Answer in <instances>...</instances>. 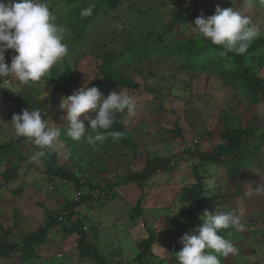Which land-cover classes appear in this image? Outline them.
<instances>
[{"label": "rangeland", "instance_id": "obj_1", "mask_svg": "<svg viewBox=\"0 0 264 264\" xmlns=\"http://www.w3.org/2000/svg\"><path fill=\"white\" fill-rule=\"evenodd\" d=\"M52 1L54 0H47L50 10H53L56 16V22L67 29L65 42L69 46L70 54L65 59L73 69H76V80L71 82L68 95L64 93L63 87L48 81L49 78L29 84L32 86V95L44 101L45 107L41 113H46V118L50 119L56 127H68L67 121L62 119L66 113L59 108L60 101L85 83L87 87H97L105 98L109 93H118L121 90L132 95L136 100L133 116H128L126 112L116 116L127 130L133 132L138 144L136 148L128 150L127 147L117 144L103 143L94 150L85 140H81L76 143V147L80 149L81 160L75 158L73 161L69 149H64L62 143L57 144L59 163L73 171L83 168L82 180L90 177L92 182L99 185L122 180L129 169L138 170L143 167L146 158L145 149L158 152L159 155H173L187 148L194 149V146L201 151L211 152L220 142V132L224 128V119L221 115L224 110L238 117L231 121L233 125L255 127L257 137L264 133V107H248L244 101L238 104L236 101L238 97L228 87L222 85L218 77L210 73L183 72L173 79L166 78L169 74L168 68L171 66L166 64L167 62L163 64L166 59L158 62L156 76L147 75V62L142 65L133 62L120 68L119 72L140 83L138 89L127 90L118 85L102 84L103 76L98 71L99 53L111 47L120 48L136 34L137 30L160 31L170 20L172 11L176 9L171 0H120L115 7L102 10L101 14L85 29L82 39L76 38L71 29L64 24L62 16H59L60 12L64 6L69 7L73 4L72 1L84 7L94 4L96 0H57L56 5L51 9ZM190 1L185 0L183 5L188 8ZM193 1L195 5L185 11L190 30L195 31L191 24L198 16L203 14L207 18L214 15L215 7L219 5L221 9L233 8L251 16L264 40V8H262L264 3H261V0L254 2V7L251 9L247 7V0ZM74 37L76 41L73 40ZM6 52L8 54H5V62L10 66L12 57L16 53L14 50ZM261 75L264 76V70ZM182 78H189L191 86L185 84ZM150 82L159 84L161 92L156 95L146 92L144 84ZM170 84H175L171 93L168 92ZM0 85L8 87L14 95L27 86L21 85L13 77L0 80ZM13 114H19L16 103L0 99V143H9L18 147L24 155V159L20 161L15 157L11 159V162L18 163L19 168L17 166V171H13L11 178L7 181L1 171L9 167V162L4 161L0 165V235L5 232L11 233L12 235L7 234V237L15 243L22 235L37 232L38 227L46 222V212L59 211L70 199H77L79 190L85 193L89 191V188L85 185L78 190L75 184H70L68 181L58 180L52 183L49 180L51 176L46 173L45 164L41 158L32 159L37 150L33 143L28 138L16 137L11 125ZM85 115L94 116L95 113L89 111L87 114H82L79 119L84 120ZM176 122L182 130L181 137L168 132L172 131ZM258 153L259 157L251 159V164L241 171L242 176L230 181L226 189L228 196L212 198V204L207 208L209 212L234 211L246 226L244 232H236L231 237H226L240 249V254L224 258L222 264H264V194H257V189H264V143L258 149ZM75 162H78L80 166L78 167ZM175 165L177 167L174 174H155L143 191L142 202L144 208H147V214L156 215V218L146 217V221L151 226L149 228L155 230L153 251L160 257L167 256L165 258L169 257L170 247L179 243L184 233L203 223L200 217L204 211L198 214V223L193 219L191 226L179 229L175 228L173 222L160 221L159 217H163V214L153 211V208H169L173 198L176 197L177 202L174 201L176 207L172 206L169 210L177 212L178 187L194 181L191 172L192 162L183 161L180 158ZM208 168L211 173L215 170L213 166ZM220 175L225 179L227 174L224 172ZM215 179L216 177H212L205 180V192L210 196L213 195L211 188L215 186L212 183ZM239 180H241L240 183H250L254 189L251 190L246 186L243 191L247 193L232 196V189L235 188L233 185ZM159 191L163 193L158 195ZM140 194L135 183L121 184L116 187V194L111 193L103 197L104 202H99L98 199L80 210L79 217L87 214L89 220H92L96 226L93 232L90 222L84 219L86 230L92 240L98 236L96 240L99 241L97 243L99 251L104 256L109 254L114 256L111 264H130L141 248L139 240L147 237V227L142 226L143 219L137 218L136 221H132L129 213L130 207L138 200ZM173 212L170 215H173ZM73 217L77 218L78 215ZM251 230L253 231L250 236ZM76 238L75 233L66 234L56 227L47 232L44 238L47 243L39 245L33 257L21 261L18 257L20 251L12 252L10 259L5 262L0 260V264H91L88 260L81 259V255L78 254Z\"/></svg>", "mask_w": 264, "mask_h": 264}, {"label": "trees", "instance_id": "obj_2", "mask_svg": "<svg viewBox=\"0 0 264 264\" xmlns=\"http://www.w3.org/2000/svg\"><path fill=\"white\" fill-rule=\"evenodd\" d=\"M184 1L171 0V3L175 5L176 9L172 11L170 20L164 24L160 31L155 29H149L145 32L137 30L136 34L129 38L126 43L122 44L120 48L111 47L110 49L103 50L101 54L99 53L100 64L98 71L103 76L102 84L105 86L118 85L127 90L138 89L140 83L119 72L120 68L130 65L133 62H136L138 65L147 62V75L156 76L158 62L166 59L163 64L167 62L166 64L171 65L168 68L169 74L166 78L173 79L183 72L187 74L210 73L218 77L222 85L228 87L238 97L236 100L238 104H242V101H244L248 107H264V76L261 75V72L264 70V40L262 38L254 40L248 52L244 55L229 53L227 56H222L220 55L222 48L200 38L196 30H190L188 20L185 17V11L189 7H193L195 2L191 0L190 6L187 8L183 5ZM16 2H19V0H16ZM56 2L57 0L51 2V5H53L51 9L54 8ZM254 2L257 3V0H254ZM72 3L69 7L64 6L62 9L63 13L60 12L59 16H62L64 24L71 29L75 37L82 39L84 38L85 29L101 14L102 10L115 7L120 3V0H96L93 14L86 18H81L80 12L87 6L80 7L73 1ZM76 38L73 40L76 41ZM6 53L8 54V52ZM173 70L175 72H171ZM75 74L76 69H73L68 61L64 59L62 63H58L52 67L48 81L63 87L64 93L68 95L71 82L76 80ZM182 81L191 86L189 78H182ZM174 87L175 84H170L168 86V92L171 93ZM31 89L32 86L27 85L18 94L14 95L8 87L5 88L0 85V99L15 102L16 110L19 114L25 109L42 110L45 107L44 101L32 95ZM144 89L152 95L161 92L160 85L157 83L155 85L154 82L144 84ZM174 94L178 96L177 93ZM42 116L44 119H47L46 113L42 114ZM221 117L224 119V128L220 132V142L216 144L211 152L201 151L194 146V149L187 148L185 151H180L179 153L181 155L178 156L179 153L159 155L158 152L145 149L146 158L141 169H129L122 180L109 184L99 185L96 182H92L90 177L82 180L83 168L73 171L61 165L58 161L57 148L55 151L48 153L41 160L45 164L46 173L51 176L49 180L52 183L58 180L60 182L68 181L70 184H75L78 190L86 185L89 191L81 193L77 200L70 199L59 211L46 212L45 224L38 227L35 233L28 232L22 235L18 242L14 243L10 241L7 234H10V236L12 234L9 232L0 235V260L7 261L10 259V254L17 251L18 253L20 251L18 257L21 261L28 260L37 253L39 245L47 243V240L44 241L47 232L57 227L66 234L75 233L77 235L76 244L78 254L82 257L81 259H86L91 264H111L114 256L112 254L104 256L99 251L97 245L99 241L96 240L98 236L95 237V240H92L91 235L86 230L84 219L90 222V228L92 227L93 232L96 229L95 224L92 220H89L87 214L79 217L81 211H75V207L80 203L84 204V208L88 207V204L98 199L99 202H104L103 197L111 193L116 194V187L118 185L135 183L141 192V196L130 207V218L132 221H136L137 218L143 219L144 223L142 222V226L147 227V237H142L139 240L141 248H139V251L130 264H178L176 253L183 247L180 242L170 247L169 257H172L169 261H167L169 257H160L153 251V244L155 243L156 237L155 230L153 231L152 228H149L151 226L146 221V217L156 218V215L147 214V208H144L142 202L144 200L143 191L146 185L150 184L149 181L155 174L159 172L166 173L167 175L174 174L177 167L175 164L180 158L183 161L192 162L191 172L194 176V181L181 184L178 187L179 207L177 212L174 213L173 210H169L172 206L176 207V203L174 202H177L176 197L173 198L169 208H153L154 212L159 211L163 214V217H159L160 221L165 222L168 220V223L173 222L177 229L191 226L193 219L197 220L198 223V214L210 207L212 198L228 196L226 189H228L230 181L241 177V171L251 164V159L259 157L258 149L264 143V133H261L257 137L255 127L233 125L231 121L238 117L233 116L228 110H224ZM81 121L87 128L88 121L85 119ZM57 127H59L61 133L57 144L62 143L64 149H69L72 160L75 158L81 160L80 149L76 147V143L79 141H73L67 136L68 127ZM111 130L125 132L126 136L116 142L109 137L104 143L110 145L117 144L121 147L124 146L128 150L138 146L133 132L127 130L125 125L117 117ZM168 132H171L170 134L177 137L182 136V130L177 122L174 123L172 131L169 130ZM13 157L19 161L20 159H24V155L18 147L9 143H0V165L4 161L9 162V167L1 171L6 181L11 178L12 172L17 171L19 168L18 163L11 162ZM75 164L78 165V162H75ZM208 166H213L215 170L211 173ZM224 172L227 174V179H224L220 175V173ZM212 177H216V179L212 182L215 186L211 188L213 195L210 196L205 192V180ZM240 182L241 180L238 183H234L233 186L235 188L232 189V196L247 193V191H243V188L246 186L251 190L254 189L250 183ZM63 211L67 213L64 221L58 219L60 213ZM172 212L174 214L170 215ZM73 215H78V217L74 218ZM252 231L249 233L250 236L252 235ZM233 233L236 234L234 230ZM218 234L221 235L223 233Z\"/></svg>", "mask_w": 264, "mask_h": 264}, {"label": "clouds", "instance_id": "obj_3", "mask_svg": "<svg viewBox=\"0 0 264 264\" xmlns=\"http://www.w3.org/2000/svg\"><path fill=\"white\" fill-rule=\"evenodd\" d=\"M247 7H254V0H247ZM94 8V4L83 8L81 18L91 16ZM191 25L200 38L222 48V56L244 55L254 40L262 38L251 16L233 8L221 9L219 5L214 15L205 18L201 14ZM66 32L65 26L56 22L47 0H0V80L13 77L21 85H29L48 78L52 67L70 54ZM7 50L16 53L10 66L5 62ZM59 108L66 113L62 119L68 124L67 136L73 141L83 139L95 150L109 137L114 142L125 138V132L111 129L117 114H135L136 100L121 90L105 98L97 87H87L85 83L62 98ZM89 111L95 115L84 116L88 121L86 128L79 117ZM11 125L17 138H28L36 147L32 159L43 158L56 150L60 129L50 119H44L40 109L13 114ZM257 194H264V189H257ZM200 218L201 225L180 237L183 247L176 253L178 264H222L224 258L240 254V249L226 238L233 235V230L245 231L239 215L231 210L209 212L205 209Z\"/></svg>", "mask_w": 264, "mask_h": 264}, {"label": "built area", "instance_id": "obj_4", "mask_svg": "<svg viewBox=\"0 0 264 264\" xmlns=\"http://www.w3.org/2000/svg\"><path fill=\"white\" fill-rule=\"evenodd\" d=\"M54 178H55V177H54ZM80 195H81V192L78 191V193H77V199L79 198ZM77 199H76V200H77ZM83 208H84V204H83V203H80V204H78V205L75 207V211L81 210V209H83ZM66 215H67V213L63 211V212L60 213L58 219L64 221L65 218H66Z\"/></svg>", "mask_w": 264, "mask_h": 264}, {"label": "crops", "instance_id": "obj_5", "mask_svg": "<svg viewBox=\"0 0 264 264\" xmlns=\"http://www.w3.org/2000/svg\"><path fill=\"white\" fill-rule=\"evenodd\" d=\"M154 181V179L152 180V182ZM167 181V180H166ZM125 185V184H124ZM159 194L158 195H161L163 192L162 191H159L158 192ZM164 257H166V256H164Z\"/></svg>", "mask_w": 264, "mask_h": 264}]
</instances>
